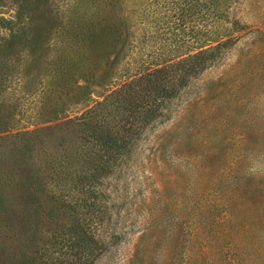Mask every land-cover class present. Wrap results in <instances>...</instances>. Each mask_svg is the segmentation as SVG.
I'll use <instances>...</instances> for the list:
<instances>
[{
	"label": "rangeland",
	"instance_id": "obj_1",
	"mask_svg": "<svg viewBox=\"0 0 264 264\" xmlns=\"http://www.w3.org/2000/svg\"><path fill=\"white\" fill-rule=\"evenodd\" d=\"M13 12V3L4 0L0 24ZM230 14L248 22L237 40L210 68L189 77L116 166L97 178V193L89 198L100 204L101 211L82 213L75 206L74 213L57 204V215L46 218L44 212L56 203L54 196L73 204L74 198L79 203L88 196L84 186V192L74 186L91 172L76 154L73 158L80 146L78 131L74 123H63L83 110L74 113L73 99L84 85L92 99H101L93 92H107L96 87L111 57L106 43L100 47L106 63L99 61L94 74L79 82L80 88L75 75H70V94L62 104L65 113L28 126L40 128L35 163L53 161L52 168L44 171L48 185L41 197L39 223H33L29 203L19 197L23 186L16 174L7 189L12 196L8 213L0 215V264H9L7 255L19 258L34 248L45 253L34 264H41L46 255L58 256L65 238L53 243L55 233L66 230L75 218L98 221L103 245L94 264H205L196 253L189 260L179 255L190 223L203 226L200 233L210 240L217 239L213 244L220 251L213 246L217 253L213 257L219 264L232 260L231 264H264V0H236ZM84 150L78 151L80 156ZM60 176L72 181L58 182ZM34 228L36 238L28 247ZM174 250L178 255L173 256ZM194 251L198 252L197 246Z\"/></svg>",
	"mask_w": 264,
	"mask_h": 264
},
{
	"label": "trees",
	"instance_id": "obj_2",
	"mask_svg": "<svg viewBox=\"0 0 264 264\" xmlns=\"http://www.w3.org/2000/svg\"><path fill=\"white\" fill-rule=\"evenodd\" d=\"M10 1L13 15L0 24V215L8 213L12 196L7 189L17 174L23 186L19 197L29 203L34 224L39 223L41 197L47 194L44 171L52 168L53 161L35 163L36 145L42 141L40 128L28 126L65 113L62 104L70 94V75H75L80 88L79 82L87 81L94 67L106 63L100 54L104 43L111 57L96 87L107 92H93L101 99H92L84 85L73 99L74 113L83 110L63 123H74L78 131L80 146L73 158L76 154L91 172L78 185L74 181V186L82 192L84 186L88 196L79 203L74 198V204L54 196L56 203L44 212L46 218L57 215V204L74 213L75 206L82 213L101 211L100 204L89 198L97 193V178L116 166L140 131L160 115L166 101L189 77L215 64L248 24L231 16L236 0ZM68 179L72 181L60 176L58 182ZM97 227V220L75 218L66 230L55 233L59 240L54 237L53 243L65 238L63 251L55 257L46 255L41 264H94L102 244ZM187 227L179 255L189 260L196 253L205 264H219L213 257L214 248L220 251L213 244L217 239L201 234L203 226L190 223ZM36 232L37 228L31 231L26 246L33 245ZM41 255L45 253L34 248L30 254L5 259L9 264H34Z\"/></svg>",
	"mask_w": 264,
	"mask_h": 264
}]
</instances>
